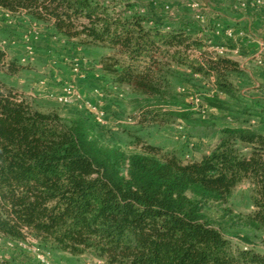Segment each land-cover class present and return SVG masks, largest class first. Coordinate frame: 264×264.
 <instances>
[{"label": "trees", "instance_id": "1", "mask_svg": "<svg viewBox=\"0 0 264 264\" xmlns=\"http://www.w3.org/2000/svg\"><path fill=\"white\" fill-rule=\"evenodd\" d=\"M126 6L0 0L1 10L48 24L69 43L109 50L99 73L111 87L171 104L175 71H184L211 85L201 107L237 105L264 122V109L249 108L234 82L244 74L240 63L210 51L198 24L146 20ZM6 59L0 51V74H16L17 64ZM100 130L92 117L64 119L34 109L0 78V236L25 241L30 235L106 264H264V255L234 249L203 217L207 204H228L246 181L254 209L246 220L264 230V133L226 128L208 153L184 162L139 137V152L112 149Z\"/></svg>", "mask_w": 264, "mask_h": 264}, {"label": "rangeland", "instance_id": "2", "mask_svg": "<svg viewBox=\"0 0 264 264\" xmlns=\"http://www.w3.org/2000/svg\"><path fill=\"white\" fill-rule=\"evenodd\" d=\"M101 1L117 10L129 4L133 7L132 13L137 12L146 20L159 18L175 26L186 22L202 26L208 21L213 28L223 25L218 18L211 19L216 7L207 9L206 0ZM238 8V14L245 13L247 9L243 6ZM228 37L233 41L238 38L237 35ZM244 38H250V46L264 44L259 35L250 34ZM220 48L229 49L226 46ZM0 51L7 53L4 64L15 62L20 69L14 75L1 73L2 82L25 97L34 109L55 111L69 119L80 114L93 118L91 107L103 113L104 124L99 132L102 144L129 155L140 151L134 145L139 137L143 143L176 153L184 162L195 161L214 148L226 128H246L264 133V122L242 115L237 111V105L233 111L215 110L207 105L201 107L211 85L184 71H175L172 82L177 99L171 104H158L128 89L111 87L99 73L100 61L111 54L109 50L69 43L50 25L1 9ZM241 62L244 68L253 69L245 60ZM250 86L242 84L243 99L256 108L264 107V85L258 93L250 92ZM184 89L194 95H184ZM61 98H67L68 102L61 103ZM152 111L153 114L147 115ZM252 195L250 184L242 182L228 204H207L203 217L223 231L234 249L254 250L264 255V230L246 220V216L254 212ZM0 264L106 263L91 253L72 257L28 235L25 241L0 236Z\"/></svg>", "mask_w": 264, "mask_h": 264}, {"label": "crops", "instance_id": "3", "mask_svg": "<svg viewBox=\"0 0 264 264\" xmlns=\"http://www.w3.org/2000/svg\"><path fill=\"white\" fill-rule=\"evenodd\" d=\"M206 1L207 9H214L216 7V10H214L215 15L212 16L211 19L218 18L217 20L222 21L223 23L222 26L217 25L216 28L212 27L210 21L206 22L205 25L199 26L202 31L201 34L206 39V42L213 45L210 48V51L239 62L241 67L244 69V74L234 76L235 84L241 91H243L241 86L243 83H246L251 85L248 89L250 92L258 93L261 89V85H264V64L258 65L256 63V59L260 56L264 44L262 42L261 44L257 43L254 46H250V38L245 39L244 37H249L250 34L254 36L259 35L262 37L261 40L264 41V0H221L220 2H214L212 0ZM240 6L247 8L245 13L238 14V7ZM223 11H225L226 14L223 13ZM229 35H237L238 38L233 41L230 40V37H228ZM221 46H226L229 49L220 48ZM220 49L222 52L219 51ZM244 60L246 61V64L252 65V70L244 68L243 63L241 62ZM196 78L201 79L199 77ZM247 106L256 110L264 109L263 106L256 108L248 102Z\"/></svg>", "mask_w": 264, "mask_h": 264}, {"label": "built area", "instance_id": "4", "mask_svg": "<svg viewBox=\"0 0 264 264\" xmlns=\"http://www.w3.org/2000/svg\"><path fill=\"white\" fill-rule=\"evenodd\" d=\"M30 55H32V52H30ZM256 63L258 65H263L264 64V46L262 47L260 56L256 59ZM60 102L61 103H66V102H68V99L67 98H61ZM89 110H90V112H91V114L93 116L94 121L97 124H99L100 126H102L104 124L103 119H102L103 113H99L96 110L92 109L91 107H89Z\"/></svg>", "mask_w": 264, "mask_h": 264}]
</instances>
